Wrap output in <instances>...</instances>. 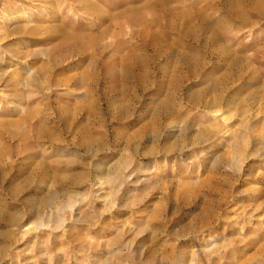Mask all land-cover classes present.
Segmentation results:
<instances>
[{
    "label": "rangeland",
    "instance_id": "1",
    "mask_svg": "<svg viewBox=\"0 0 264 264\" xmlns=\"http://www.w3.org/2000/svg\"><path fill=\"white\" fill-rule=\"evenodd\" d=\"M0 264H264V0H0Z\"/></svg>",
    "mask_w": 264,
    "mask_h": 264
}]
</instances>
